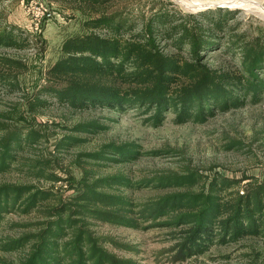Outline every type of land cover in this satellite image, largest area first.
<instances>
[{
	"label": "trees",
	"instance_id": "16d2710c",
	"mask_svg": "<svg viewBox=\"0 0 264 264\" xmlns=\"http://www.w3.org/2000/svg\"><path fill=\"white\" fill-rule=\"evenodd\" d=\"M55 1L83 14L82 30L62 39L59 56L46 68V82L28 101L30 109L52 101L81 110L135 108L158 125L169 110L175 122H203L217 110L258 102L264 94V37L239 27L240 20H234L237 9L214 6L192 14L172 0H135L136 5L93 14L116 0ZM24 44L23 37L19 40L13 30L0 27V45ZM212 50L238 58V67L208 63L205 58ZM3 61L22 63L9 57ZM13 78L0 69V84L17 88ZM102 128L92 120L71 127L76 132ZM40 137L37 129L18 127L1 139L0 171L10 167L19 149ZM82 140L67 133L56 145ZM138 147L135 142L108 141L86 154L102 163L124 162L138 157ZM43 171L33 172L53 180L60 177ZM201 180L193 169L138 180L121 172L95 175L85 169L75 190L65 196L52 187L2 181L0 221L9 212L36 211L39 219L24 223L33 226L30 230L0 242L5 251L25 249L16 261L0 259V264H143L109 248L140 252L134 243L97 233L96 222L142 229L170 227L173 242L163 249L171 262L203 254L217 243L246 236L264 239V179L249 180L238 189L240 179L214 174L201 189H190ZM146 186L185 189L143 199L121 191Z\"/></svg>",
	"mask_w": 264,
	"mask_h": 264
},
{
	"label": "rangeland",
	"instance_id": "374dc122",
	"mask_svg": "<svg viewBox=\"0 0 264 264\" xmlns=\"http://www.w3.org/2000/svg\"><path fill=\"white\" fill-rule=\"evenodd\" d=\"M172 1L185 11L194 7L181 4L179 0ZM250 1L259 3L264 9L260 0H228L224 7L237 9L234 20H240L241 29L264 37V15L249 5ZM136 4L135 0H116L92 13ZM38 6L45 7L50 14L36 13ZM83 17L80 11L61 1L0 0L1 29L13 30V34L19 40L23 37L25 43L23 47L0 45V69L12 73L17 85L12 89L0 84V140L18 127L24 131L26 128L37 129L41 133L38 141L25 144L16 152L17 156L8 169L0 171V182L34 183L52 187L65 196L75 190L74 185L85 169L94 171L95 175L121 172L135 180L193 169L202 175L203 180L191 186L192 190L201 189L214 174L240 179L238 189H244L249 180L264 179V94L258 102H247L226 111L217 110L203 122H175L174 112L169 110L158 125L151 122L148 114L135 108L81 110L52 101L46 107L30 109L28 101L33 100L39 86L46 82V68L59 56L62 39L82 30ZM4 57L22 63L8 65L3 61ZM205 60L212 65L238 67V58H231L220 50L210 51ZM90 120L105 128L96 132L71 129L77 122ZM67 133L83 140L57 147V140ZM108 141L135 142L140 154L131 161L108 160L103 163L87 156L86 153L99 149ZM38 168L60 177L57 180L38 177L33 172ZM178 189L185 188L146 186L122 188L121 191L135 199H143ZM38 215L36 211L7 213L0 221V242L30 230L33 226L24 223L39 219ZM93 229L137 245L139 253L109 248L120 255L139 258L143 264H264V239L260 236L213 244L203 254L171 262L164 255V249L173 242L168 226L142 229L96 222ZM24 251L0 248V259L16 261Z\"/></svg>",
	"mask_w": 264,
	"mask_h": 264
},
{
	"label": "clouds",
	"instance_id": "9594fccd",
	"mask_svg": "<svg viewBox=\"0 0 264 264\" xmlns=\"http://www.w3.org/2000/svg\"><path fill=\"white\" fill-rule=\"evenodd\" d=\"M179 2L184 5L194 6L191 8L192 14L208 10L206 7H204V5L209 3L221 8L224 7V5L219 2V0H179ZM260 3H264V0H260Z\"/></svg>",
	"mask_w": 264,
	"mask_h": 264
},
{
	"label": "bare ground",
	"instance_id": "6f19581e",
	"mask_svg": "<svg viewBox=\"0 0 264 264\" xmlns=\"http://www.w3.org/2000/svg\"><path fill=\"white\" fill-rule=\"evenodd\" d=\"M228 1V0H227ZM227 1H220L221 4L227 3ZM210 4V3H209ZM209 4H205V5H209ZM204 5V6H205ZM249 5L255 7L256 9L260 10L263 15H264V9L259 5V3L255 2V1H250ZM240 6V5H239Z\"/></svg>",
	"mask_w": 264,
	"mask_h": 264
},
{
	"label": "built area",
	"instance_id": "2783aa9c",
	"mask_svg": "<svg viewBox=\"0 0 264 264\" xmlns=\"http://www.w3.org/2000/svg\"><path fill=\"white\" fill-rule=\"evenodd\" d=\"M36 13H38L40 15H43V14L49 15L50 14L49 11H47L45 7H40V6H38V10L36 11Z\"/></svg>",
	"mask_w": 264,
	"mask_h": 264
},
{
	"label": "water",
	"instance_id": "95a60500",
	"mask_svg": "<svg viewBox=\"0 0 264 264\" xmlns=\"http://www.w3.org/2000/svg\"><path fill=\"white\" fill-rule=\"evenodd\" d=\"M223 5H227V4H223ZM209 6H215L214 4H209V5H206V6H204V7H209ZM239 7V6H238ZM264 7V6H263Z\"/></svg>",
	"mask_w": 264,
	"mask_h": 264
}]
</instances>
